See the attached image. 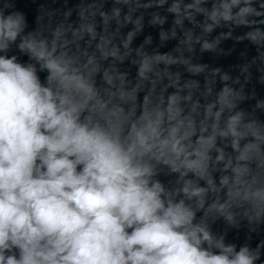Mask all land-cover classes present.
<instances>
[{"label":"clouds","instance_id":"clouds-1","mask_svg":"<svg viewBox=\"0 0 264 264\" xmlns=\"http://www.w3.org/2000/svg\"><path fill=\"white\" fill-rule=\"evenodd\" d=\"M262 10L264 0L259 9L256 0H218L204 31L235 23L259 45L264 20L250 17ZM167 11L182 25L181 0ZM99 15L105 28L121 25L119 7ZM123 18L134 28L116 45L91 22L37 38L23 13L0 11V264H257L259 246L226 243L205 217L215 210L232 222L231 203H264L254 174L264 169V120L249 119L226 84L213 94L205 79L202 90L205 65L143 45L129 87L126 73L104 67L125 63L142 30V18ZM81 41H95L99 58L84 52L81 61L72 49ZM13 46L27 60L9 55ZM177 65L183 72L172 71Z\"/></svg>","mask_w":264,"mask_h":264},{"label":"water","instance_id":"water-1","mask_svg":"<svg viewBox=\"0 0 264 264\" xmlns=\"http://www.w3.org/2000/svg\"><path fill=\"white\" fill-rule=\"evenodd\" d=\"M172 2L173 0H167V3L161 7L157 6V0H132L127 6L116 4L115 0H0V11L23 13L27 20L26 32H32L37 35V38L43 37L50 41L54 30L61 25L67 30L78 27L81 23L91 22L97 25V30L101 35L112 39L116 45H119L126 34L134 28L132 23L124 22V14H130L133 21L142 18V30L133 39L131 44L133 51L128 60L123 64L107 61L104 62V67L113 74L126 73L128 86L131 87L136 83V68L132 61L138 59L136 49L141 45H143V51L148 53L160 52L184 56L195 64L206 66L205 73L198 77L202 90L205 86V79L208 81V86L213 89V94L226 84L243 97L238 101L239 108L247 114L249 119L264 120V110L256 107L258 102L264 101V38L259 45H254L246 36L252 29L237 26L235 23L221 22L218 26H214L210 33L205 32L204 26L211 23L208 14L214 5L218 6V0H203L198 8L191 9H185V6L194 4L195 0H181L183 23L176 25L173 15L167 11ZM146 5L151 6L146 7ZM259 5L260 0H256L258 9ZM115 7L122 9L121 25L118 26L115 21H112L105 28L99 13L101 11L110 13ZM69 12L70 15H68ZM81 13L84 14V20L80 19ZM184 15L190 16L191 19H184ZM154 17H159L164 20V23L162 25L153 24ZM250 19L260 25L264 16L250 17ZM260 27L264 30V25ZM162 31L169 34L170 38L166 42L160 39ZM173 31H175V37L171 35ZM188 34L192 36L191 52L188 51L189 44L186 42ZM149 37L151 43L146 44L145 40ZM67 38L71 40L70 31L67 33ZM197 38L200 42H196ZM204 41L213 43L214 49L201 51ZM95 43V41L90 43L81 41L78 51L76 45H72V49L74 54L83 61L86 58L83 55L84 52L89 55L95 52ZM121 51H124L123 48ZM8 54H16L21 60H27V57L22 56L15 46ZM95 54L99 58V53L95 52ZM216 69H219V72H216ZM172 71L183 72V68L177 65ZM225 75L228 77L226 81L222 80ZM157 93H159V88H157ZM254 174L264 184V169L256 170ZM165 182H168L167 179ZM213 199L209 197L198 219L207 211ZM221 202H223V197H221ZM228 210L234 216L232 222L215 210L208 212L205 218L209 227L215 235L224 237L226 243L235 244L237 247L247 244L253 249L259 246L261 260L257 264H264V203L257 201V205L253 206L249 203L233 202Z\"/></svg>","mask_w":264,"mask_h":264}]
</instances>
